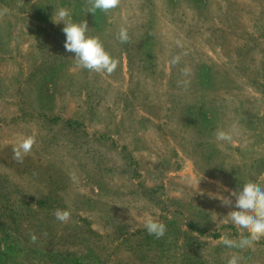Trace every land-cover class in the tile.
<instances>
[{
    "label": "rangeland",
    "instance_id": "obj_1",
    "mask_svg": "<svg viewBox=\"0 0 264 264\" xmlns=\"http://www.w3.org/2000/svg\"><path fill=\"white\" fill-rule=\"evenodd\" d=\"M88 4L0 0V264H264V238L221 247L240 237L216 227L231 209L215 198L264 187V0ZM59 7L87 20L113 73L65 50Z\"/></svg>",
    "mask_w": 264,
    "mask_h": 264
},
{
    "label": "clouds",
    "instance_id": "obj_2",
    "mask_svg": "<svg viewBox=\"0 0 264 264\" xmlns=\"http://www.w3.org/2000/svg\"><path fill=\"white\" fill-rule=\"evenodd\" d=\"M119 0H89L86 13L96 14L97 10L108 13L117 8ZM52 20L55 23H63L62 31L65 34L64 47L67 52L74 53V57L85 69L95 72L113 73L118 66V61L105 49L104 44L98 36L89 34L87 20L79 21L73 19L72 12L67 7L54 8ZM119 40L127 42L129 39L126 28H121L118 35ZM218 140L231 141L232 135L229 132L218 130ZM33 137L24 138L13 148L14 157L22 160L28 154L34 144ZM201 178L198 180V184ZM190 186H195L190 181ZM228 196L216 193L215 198L219 199L222 206L231 209L226 216L219 219L216 227L230 225L234 228L240 239L231 241L224 238L221 247L228 252L244 253L253 244L264 238V187L255 183H243L240 191L228 190ZM56 219L67 222L71 213L68 210L58 209L55 213ZM217 220V215H216ZM145 228L149 235L159 239L165 236L167 226L164 222L148 217L145 220ZM35 239V237H33ZM230 264H239L236 257H233Z\"/></svg>",
    "mask_w": 264,
    "mask_h": 264
}]
</instances>
